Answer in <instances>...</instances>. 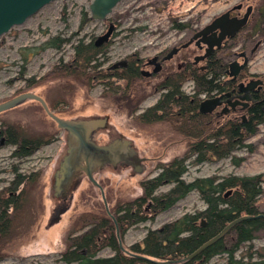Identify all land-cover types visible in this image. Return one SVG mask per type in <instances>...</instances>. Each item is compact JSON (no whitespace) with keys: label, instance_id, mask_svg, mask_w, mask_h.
I'll return each instance as SVG.
<instances>
[{"label":"rangeland","instance_id":"rangeland-1","mask_svg":"<svg viewBox=\"0 0 264 264\" xmlns=\"http://www.w3.org/2000/svg\"><path fill=\"white\" fill-rule=\"evenodd\" d=\"M91 1L53 0L24 23L13 26L0 36V102L19 93L32 91L41 96L55 114L63 118L107 115L108 125L95 133L96 140L105 143L123 135L131 140L139 156L145 158L142 172H135L127 165H117L115 168L106 166L95 172L94 178L103 189L108 208L111 210L119 203L137 197L141 193L140 182L156 175L159 166L181 156L191 139L179 133L171 119L151 123H142L137 119L138 113L155 103L157 93L146 90L135 107L132 95L129 98L128 95H117L126 88L117 92L112 88L114 84H111V79L106 81L107 83L104 82V85L97 83V80L87 85L82 82V77H75L70 71L58 69V73H52V67L60 60L63 63L71 60V43H65L58 49L49 47L37 54H29L26 63L22 59V52L38 46L53 35L71 37L70 42H76L78 39L88 41L103 34L110 23H117L120 32L112 40L109 53L105 54L106 58L109 56V60H114L134 47L149 44L151 38L154 40L167 32L173 23H186L191 28H199L227 7L244 0H121L106 20L90 19L80 26L81 14L83 11L89 13L88 5ZM259 4L261 13H254L247 28L249 32L253 24H256L255 30L250 34L251 44L246 48V52L249 54L248 71L263 75L264 0H259ZM145 26H149V29H137ZM136 29L134 33L130 32ZM151 33L152 36L148 37ZM128 36L137 40L131 42L126 39ZM171 40L172 34L168 36V41ZM123 43L131 45L121 50ZM254 44V51H250ZM241 46L242 42L237 39L231 51H238ZM20 69L22 79L18 78ZM29 77L35 81L32 87H27L24 80ZM183 90L187 94L192 93L191 83H184ZM1 120L18 123L23 131L29 134L49 133L52 139L20 161L8 158L10 146L0 147V189L7 186L12 178V163H17L22 172L33 173L35 178L33 184L26 189L25 212L17 215L7 238L0 236V264H65L59 259V252L66 246L65 237L69 234L77 235L85 229L86 226L80 218L86 214L107 215L100 190L82 175L74 180L65 199L54 196L51 188L52 176L65 151V132L58 128L37 100L27 99L0 112ZM246 141L254 145V151L249 153L244 149L236 150L235 156H244L240 164L234 165L228 158L214 159L199 165L189 164L183 179L190 181L195 177L212 174L219 177L260 175L262 193L257 203L258 209L264 215V122L257 126L256 132ZM170 186L171 184L161 185L157 193L166 191ZM62 201H66L68 207L61 212L59 206ZM204 206L198 193L192 191L171 208L158 213L152 221L128 227L120 237L121 241L124 247L129 249L130 245L140 242L147 229L157 228L186 212L203 209ZM260 249H264V230L258 231L253 240L245 243L238 250L237 257L239 252ZM112 254L113 251L108 246H102L97 251V256L101 257ZM206 264H226V260L221 254L212 257Z\"/></svg>","mask_w":264,"mask_h":264},{"label":"trees","instance_id":"trees-1","mask_svg":"<svg viewBox=\"0 0 264 264\" xmlns=\"http://www.w3.org/2000/svg\"><path fill=\"white\" fill-rule=\"evenodd\" d=\"M88 21L89 13L83 11L80 26ZM70 39L71 37L63 38L59 35L49 36L38 46L25 49L22 59L26 63L29 54H37L49 47L58 49L65 43H71V60L68 63L60 60L52 67V73H58L59 70L70 71L75 77H82V82L87 85L95 80L107 83L111 75L99 68L106 59L104 47L94 46L95 38L88 41L78 39L76 42H70ZM19 71L18 78L22 79L21 69ZM132 72L131 68H127L119 77L124 82L132 81ZM244 72L240 76L249 74L246 70ZM225 77L224 66L213 59L206 71L198 70L192 76L177 75L169 78L172 81L171 88L162 93L153 105L137 114V119L142 123L171 119L174 128L191 140L181 156L159 166L156 175L140 182L141 193L137 197L121 202L110 210L115 217L120 237L128 227L152 221L158 213L171 208L192 191L198 193L205 206L203 209L186 212L157 228L147 229L140 242L129 246L130 252L149 259L171 260L169 264H206L212 257L221 254L224 255L226 264H264V249L253 252L245 250L239 252L237 257L238 250L253 240L258 231L264 230V215L235 223L221 238L192 258L183 260L234 218L242 214H261L257 203L262 193L260 175L219 177L212 174L195 177L190 181L183 179L189 164L199 165L214 159L228 158L231 163L238 165L244 156H235L236 150L244 149L249 153L254 151V145L246 140L264 122V95L253 96L244 110V117H217L214 112L199 110V103L203 100L201 96L211 97L235 88L240 79L238 77L236 81H232ZM187 78L193 81L192 93L189 94L180 88ZM24 80L27 87H32L35 82L30 77ZM145 91L140 87L134 91L129 88L124 92L118 91L117 95H128L127 98L132 95L136 107ZM1 136L5 143L15 145L9 156L20 159L27 158L52 139L49 133L29 134L23 131L20 124L5 120L0 122ZM10 172L12 178L8 185L0 189V236L4 238L13 229L17 215L25 212L26 189L35 181L33 173L19 171L15 163L10 164ZM163 184L171 186L166 191L157 193ZM59 207L62 212L67 209L68 203L62 201ZM107 215H83L80 220L86 226L85 229L77 235L69 234L65 237L66 246L59 252V259L65 264H156L121 250L115 224ZM102 246L110 247L113 254L107 257L97 256V251Z\"/></svg>","mask_w":264,"mask_h":264},{"label":"water","instance_id":"water-1","mask_svg":"<svg viewBox=\"0 0 264 264\" xmlns=\"http://www.w3.org/2000/svg\"><path fill=\"white\" fill-rule=\"evenodd\" d=\"M53 0H0V36L8 32L13 26L20 25L25 20L35 14L43 6ZM121 0H92L88 5L89 17L92 20L104 21L111 13L114 6ZM247 8L243 16L236 21L231 19L228 26L223 25L220 27V33L214 40H210V36L202 38V41L207 44L206 52L209 53L213 49V45H219V41L224 35H232L243 24H245L248 16ZM226 12L215 17L213 21L205 25L201 30L196 33L197 35L207 34L210 30L219 25L220 22L225 20ZM113 24L110 23L107 30L95 39V45H100L106 41L111 33ZM197 59V58H196ZM247 63V59L240 63L237 60L230 63L231 70L228 72L229 76L235 77L236 74ZM254 81L250 80L246 84H241L240 89L247 91L253 88ZM27 99L37 100L44 111L51 117L57 124L58 128L65 132V151L61 156L58 166L53 172L51 188L54 196L60 199H65L74 180L82 175H85L88 180L100 190V195L106 213L113 219L115 224V232L118 238L119 248L124 252L131 254L137 258L149 259L143 255L130 252L126 249L121 241L119 230L116 224L115 217L111 214L108 203L105 198L103 189L94 178L95 172L111 166L115 168L117 165H131L135 172H142L144 170L143 161L145 158L139 156L137 150L132 145L130 139L125 138L123 135L110 139L105 143H99L95 138V133L98 130L105 129L108 125V116H90L83 118H63L55 114L47 105L45 100L32 91H25L19 93L7 100L0 102V112L10 109ZM249 95L246 93L240 99L235 100L233 104L247 105ZM222 104V95L213 97H205L199 103V110L201 112H211ZM264 180V178H263ZM229 192V190L227 191ZM262 214H242L230 222H228L218 233L203 242L196 250L186 256L185 259L192 258L204 248L221 238L235 223ZM156 264H169L171 260H155L149 259Z\"/></svg>","mask_w":264,"mask_h":264},{"label":"flooded vegetation","instance_id":"flooded-vegetation-1","mask_svg":"<svg viewBox=\"0 0 264 264\" xmlns=\"http://www.w3.org/2000/svg\"><path fill=\"white\" fill-rule=\"evenodd\" d=\"M248 7H250V9L248 11L245 24H243L232 35H224V37L219 41V45H213V49L205 55L207 44L202 41V38L210 36V40L216 39L220 33V27L223 25L228 26L229 21L233 18V21L241 18ZM260 8L259 0L239 1L227 7L217 15L219 16L225 12L227 13L225 20L220 22L217 27L210 30L207 34H201L197 36L196 33L205 25L211 23L217 16L212 17L209 22L199 28H191L186 23H173L167 32L163 33L159 37H156L154 40L151 38L149 44H143L144 46L134 47V49L130 52L119 58H115L114 60H109L108 56L99 68L111 75V84H114V86L111 87L117 92L120 91L119 89L122 90L123 88H126V91L129 88L134 91V89L140 87L144 88L145 90L157 93V101L162 93L171 88L172 81L169 80V78H175L177 75L192 76L198 70L206 71L209 67V63L215 59L220 65L224 66V74L226 75L225 78L227 80L230 79L232 81H236L238 77L240 79L236 82L235 88L233 87L230 90L213 95H222V104L211 112H214L217 117H226L230 115L235 117H244V110L251 103L253 96L257 94L264 95V74L252 75V73L248 71L249 54L246 52V48L251 44L250 34L253 32V29H255L256 24H253L252 29H250L249 32L247 28L250 22L253 20L254 13H261ZM112 24L113 28L109 38L100 45H95L94 43V46L96 47L102 46L104 47L105 51L107 49L105 54L109 53V48L112 46V40L118 36V33L120 32V26H118L117 23ZM137 29L144 31L148 30L149 26L140 27ZM137 29L130 30V32L134 33L137 31ZM171 34L172 40L168 41V36ZM98 36H96V38ZM150 36H152V33L148 37ZM126 39L129 41L131 40V42H135V40H137L135 37L129 36ZM237 39L242 42L243 46H241L240 50L238 51H231L232 45ZM130 45L131 43H127L126 45L123 43L120 49L125 50L130 47ZM254 48L255 44L252 45L250 51H254ZM244 58L247 59L245 66L240 69L235 77L229 76L228 72L231 70L230 63L235 60L241 63ZM127 68H131V71H133L132 79L134 80H128V82H124L119 76L122 71ZM245 70L249 74L240 76L241 74L245 73ZM250 80L254 81L253 88L247 91L241 90L240 85L246 84ZM121 82L126 84H120ZM188 82L192 85L193 81L189 78L185 79V81L181 83L180 88L183 89L184 83ZM97 83L104 85V82L101 83L100 81H97ZM246 93L249 95L246 106L238 103L233 104L235 100L240 99ZM1 146H10V153L15 147V145L5 143L3 136L0 137V147ZM8 158L14 159V161L21 160L15 156H9ZM16 165L18 164L16 163ZM127 166L131 165L127 164ZM18 170L21 171L19 167ZM2 188L3 187H1V189Z\"/></svg>","mask_w":264,"mask_h":264}]
</instances>
